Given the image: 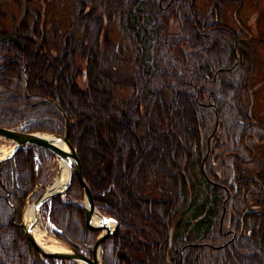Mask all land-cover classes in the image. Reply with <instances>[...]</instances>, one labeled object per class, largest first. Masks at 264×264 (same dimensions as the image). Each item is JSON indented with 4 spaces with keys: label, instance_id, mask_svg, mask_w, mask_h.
I'll list each match as a JSON object with an SVG mask.
<instances>
[{
    "label": "trees",
    "instance_id": "16d2710c",
    "mask_svg": "<svg viewBox=\"0 0 264 264\" xmlns=\"http://www.w3.org/2000/svg\"><path fill=\"white\" fill-rule=\"evenodd\" d=\"M87 1L92 11L75 18L83 27L79 40L66 39L56 56L42 34L41 16L29 25L26 13L16 29H0V127L62 134L63 114L68 117L93 204L118 223L101 245L102 264H179V251L182 264H238L233 254L244 264H264L256 254L264 252V211L247 210L264 202V177L258 187L244 170L245 164L257 166L250 146L264 126L247 110L255 60L240 33L218 21L202 22L190 12V0ZM114 24L135 53L131 92L116 116L117 48L108 37ZM78 49L86 57L84 89L76 82ZM146 111L163 125L147 120ZM47 155L52 153L42 146L25 145L0 163V264H64L42 259L18 225L24 201L42 177L36 163ZM218 170L234 180L228 199ZM154 181L162 182L165 199L142 194ZM82 198L74 177L64 195L44 205L53 235L78 250L91 249L99 233L86 223ZM224 216L222 230L228 223L238 226L227 249L218 228ZM240 251L252 252L242 260Z\"/></svg>",
    "mask_w": 264,
    "mask_h": 264
},
{
    "label": "rangeland",
    "instance_id": "374dc122",
    "mask_svg": "<svg viewBox=\"0 0 264 264\" xmlns=\"http://www.w3.org/2000/svg\"><path fill=\"white\" fill-rule=\"evenodd\" d=\"M84 1V0H83ZM81 0H0V14L5 15L4 18L6 21H2L0 18V29L5 30V31H10V28H17L19 25V22L23 19L24 15L26 13H29L28 16L26 17L27 23L31 25L32 23H35L38 20V16H41L45 19L46 23L44 25L40 24V28L42 30V34H44L50 44H51V53L52 55L56 56L58 55V52L62 49L64 46L66 39L68 38H74L75 40H79V37L81 35L82 31V26L79 24L77 25L76 22V14L77 12L84 11V13L91 12L92 11V4L87 1V3H83ZM256 1V0H255ZM197 6L200 7L201 11L204 12H199V18L200 20L203 21H221L223 24L230 22L226 21L227 16H231L234 14V12H207L209 10L213 3V0H198ZM192 2L190 1V7H191ZM195 7V3L194 6ZM238 7L236 4L230 5V8H235ZM250 9H248L246 12H237V19L239 21V24H244L246 20V16L250 14ZM41 22V21H40ZM39 25V22H38ZM251 24L247 27L248 29L251 28ZM236 28V27H235ZM105 36V35H104ZM102 34L99 35L98 39L101 41L100 47L102 49V40L104 37ZM108 37L110 41L113 43V46L117 48L116 51V57H117V64L115 65L116 67L113 68V77L115 79V83L112 86V89L115 90V99L113 101V107L116 116L117 109L121 107L122 102L127 101L128 96L130 95L131 88L129 84V76L134 73L133 71V63H134V57L135 53L132 48V45L130 43V40L122 33L118 27L117 24H114L110 27L109 32H108ZM89 44V42H88ZM114 51V52H115ZM82 51L80 49L75 51L74 54V61L75 65L77 66V70H79V74L77 75L76 82L78 84V87L80 89H84L86 86V80H85V70H86V57L83 56ZM255 65V64H254ZM258 65L255 68V75L251 78L250 81V86L251 89L250 92L248 93L246 104H247V110L248 113L252 116V118L256 119L257 121L261 122L264 124V71L259 74L260 68H258ZM259 74V76H257ZM141 111L143 112L144 108L140 107ZM63 114V113H62ZM145 118L147 120H151V122L155 125L158 124L159 126L163 125V120L161 119H156L154 115H152L149 111H146L144 114ZM67 117V116H66ZM64 118V116H63ZM68 118V117H67ZM65 124V121H64ZM69 119H68V137L67 140L68 142L74 146L69 138ZM19 130V129H17ZM33 133V132H30ZM34 133H45L48 134L50 132H45V131H39V132H34ZM263 134L262 137H260L259 141H262L261 143H257L256 141L253 142V145L250 146L253 149L257 150V157L261 161V166L260 168L264 171V130L261 131ZM54 134V133H50ZM64 134V127H63V133L62 134H54V135H63ZM251 143V141H249ZM249 143V144H250ZM30 145V144H27ZM25 146V145H24ZM23 146V147H24ZM13 143L10 139H7L5 137H0V154L4 149H9L12 150ZM45 148V147H44ZM75 148V147H74ZM47 149V148H45ZM48 152L52 153V155H47L45 157L40 158L41 163L37 162L36 165H39L38 167L41 168L42 166V177L40 180H38L37 184L34 187V191H37L38 196L45 190V188L49 187L59 176V172L61 170L60 167V161L61 159L51 152L49 149H47ZM76 150V148H75ZM11 152V151H10ZM77 153V152H76ZM10 155V153H9ZM14 155V154H13ZM11 156V158L13 157ZM78 156V154H77ZM4 158L6 156H3ZM1 156V158H3ZM35 157V156H34ZM41 157V156H40ZM10 158V159H11ZM79 158V157H78ZM9 159V160H10ZM80 160V159H79ZM8 161V160H7ZM88 164H91V158H88ZM81 165V162H80ZM36 168V166H35ZM37 170V168H36ZM244 170L250 171L252 170V166L245 164ZM82 171V167H81ZM216 176H219L220 180V185L222 186L223 194L226 195V199L232 197L233 193V182L234 180L229 176V172L227 171V174L221 173L219 170L216 171ZM254 175V172L251 173V175ZM83 175V174H82ZM231 175V174H230ZM252 175V176H253ZM41 176V175H40ZM77 179V178H76ZM78 181V180H77ZM154 185L152 186L151 192H142V194H145L150 196L153 195L152 197H158L165 199V194H164V189L165 187L162 186L161 181H154ZM79 183V182H78ZM147 188V186H144ZM68 189V188H67ZM148 189V188H147ZM67 191V190H66ZM66 193V192H65ZM64 193V194H65ZM60 194V195H64ZM38 196L33 197L30 195L29 199L27 198L24 201L23 209L21 212V220L19 221L18 225L21 227V223L23 222V219H25V216L23 217V211L25 208H27L29 205H32V203L35 201ZM55 197V196H53ZM52 197V198H53ZM51 198V199H52ZM50 199V200H51ZM50 200L46 201L39 209V218L37 223L40 224L41 228L45 230L46 236L48 238H52L57 240L60 245H64L67 247L68 246L72 247L74 250L84 253L86 256H89V254H86V251H89V247H82L81 249H77L72 243L68 241H64L62 239H59L55 237L52 233V230H54V226L49 222V220H46L44 218V205L49 202ZM262 200H264V196L262 197ZM81 204L84 207V193H83V198L81 200ZM223 210L226 212V201H223ZM96 208V207H95ZM261 209L264 211V202L262 206L260 204L252 203L250 204V207H247V210H259ZM97 211H99L96 208ZM26 212V210H25ZM100 212V211H99ZM103 215L110 216L108 214H104L100 212ZM85 215V213H84ZM112 217V216H110ZM223 218V217H222ZM221 218V219H222ZM225 216L224 220L220 221V225L218 226L219 231L221 232L222 236H224V241L222 242V247H232L235 243L233 242L235 238L238 235V226L236 224H233L231 227L229 225L223 226V230L221 229L223 222L225 221ZM26 220V219H25ZM86 220V219H85ZM227 220V219H226ZM228 222V221H227ZM36 223V224H37ZM87 223V222H86ZM88 225V224H87ZM90 226V224H89ZM91 227V226H90ZM93 227V226H92ZM22 228V227H21ZM96 230L99 231L97 234V237L99 236L101 232V227H94ZM23 229V228H22ZM117 229H118V223H117ZM116 229V231H117ZM173 229V228H172ZM24 231V230H23ZM171 235H172V231ZM116 233V232H115ZM115 233L111 234L114 235ZM109 235V236H111ZM169 236L171 240H173L174 235ZM107 236V237H109ZM46 237V238H47ZM96 237V238H97ZM106 237V238H107ZM47 238V239H48ZM104 238V240L106 239ZM104 240L102 241L101 245L103 244ZM96 241V239H95ZM95 241L93 243V246L95 244ZM92 246V248H93ZM230 247V248H231ZM92 248L90 249V255H92ZM101 248V247H100ZM252 251L249 252H243L240 251L242 256V260L247 259L246 256H248ZM230 253H232L230 251ZM39 254V253H38ZM256 254L260 257H264V252L256 251ZM183 252L179 251V264L181 263ZM195 255V254H194ZM40 256V255H39ZM235 259L238 261V264H244L241 259H238V257L233 254ZM41 257V256H40ZM91 257V256H89ZM42 259L48 258V257H41ZM55 259V258H54ZM101 259V256H100ZM57 260H62L64 264H70V262H73L74 264H80L78 262H75L74 260L70 259H57ZM102 261V259H101ZM167 264H170L167 262ZM250 264V263H247Z\"/></svg>",
    "mask_w": 264,
    "mask_h": 264
},
{
    "label": "water",
    "instance_id": "95a60500",
    "mask_svg": "<svg viewBox=\"0 0 264 264\" xmlns=\"http://www.w3.org/2000/svg\"><path fill=\"white\" fill-rule=\"evenodd\" d=\"M63 116L65 121L63 135H54L50 133L48 134L34 133V132L30 133V132H23L17 129L0 127V137H5L7 139H10L13 143V147L10 152V155L6 156L5 158L4 157L0 158V163H4L7 160H9L11 156L19 148L27 144L45 147L54 154H56L61 160L66 161L70 165V172L67 183L65 184L63 190L55 191L56 181H54L49 187L45 188V190L32 203V205L35 207V212H36L34 219L32 221H26L25 219H23V222L20 225L23 228L24 233L27 236L28 240L30 241L34 249L39 253L41 257H48V258L50 257L55 259H70L80 264H102V261L99 256L101 243L104 240V238L116 232L117 222L112 217L103 215L96 210L93 204L91 190L82 175L80 160L77 156L76 150L74 146H72L67 140L68 118L66 117L65 114H63ZM57 142L62 143L64 146H66L69 149V151H65L62 148H60L56 144ZM74 176L77 178L79 184L83 188L84 213H85L86 222L90 224V226L101 227V232L99 236L96 238L95 244L92 248L91 257L86 256L84 253L74 250L70 246H68L67 252L48 251L35 240L33 234V228L36 225L39 218L40 207L46 201L50 200L53 196H56L58 194H64L67 188L70 186ZM33 192L34 190L31 192V194ZM30 195L28 196L27 200L29 199ZM25 210L23 211V217L25 216ZM95 212H98V215H100L99 222L96 224L93 223V216Z\"/></svg>",
    "mask_w": 264,
    "mask_h": 264
},
{
    "label": "flooded vegetation",
    "instance_id": "af4514ba",
    "mask_svg": "<svg viewBox=\"0 0 264 264\" xmlns=\"http://www.w3.org/2000/svg\"><path fill=\"white\" fill-rule=\"evenodd\" d=\"M179 1H181V3L183 4L185 0H179ZM190 1L192 2L191 4L192 8L190 12H196L197 14H199V12H204V11H201L199 6H197L196 1L198 0H190ZM213 2L215 3H213L212 7L209 10H207V12H234L233 15H231L230 17L227 16L225 18L227 22H230V24L228 23L223 24L221 21L220 23L225 25L230 30L237 31L240 33L239 40L242 41V47L245 50L250 49V51L253 53L254 60H255L254 70L256 66L258 65L257 69L260 68L259 74H261L264 71V0H256V1L255 0H213ZM194 3H195V7H193ZM233 4H236L238 7H235L232 10V8H230V5H233ZM248 9L252 11H250V14L246 16L245 23L239 24V21L236 17L237 12H241V11L246 12ZM215 21H217V19ZM250 24L252 26L250 29H248L247 27ZM248 45L249 47H247ZM259 74L257 76H259ZM254 75H255V71H254ZM254 120L256 123L264 126V124H262L261 122L257 121L256 119ZM256 142L259 144L262 141H259L257 139ZM257 154H258L257 150L254 149L253 156H256V158L258 159L257 166L253 170L245 171L246 173L245 177L248 178L251 176L252 178L257 180L258 187H263L259 176L264 177V171L260 168L261 161L257 157ZM252 172H254V175L252 174L253 176L251 175ZM257 204H260L262 206L263 203L259 202V203H256V205ZM250 211H256V210H250ZM257 211L262 212L261 209ZM246 219L247 218H241V220L243 221H245ZM252 221H253V218H252ZM256 222L258 223H256V226H255V237L256 239L260 240L262 237V234L260 233L261 224H259L260 221H256ZM228 225L229 227L232 226L229 223ZM213 228L214 226H212V229ZM244 230H246L249 233V234L246 233V235H251L252 230H253L252 225L248 227H244Z\"/></svg>",
    "mask_w": 264,
    "mask_h": 264
},
{
    "label": "bare ground",
    "instance_id": "6f19581e",
    "mask_svg": "<svg viewBox=\"0 0 264 264\" xmlns=\"http://www.w3.org/2000/svg\"><path fill=\"white\" fill-rule=\"evenodd\" d=\"M56 144L60 148H62L63 150L69 151V149L66 146H64L62 143L57 142ZM10 149L11 148L4 149L2 151V153L0 154V158H1V156L2 157L8 156L10 151H11ZM59 164H60L61 170L59 172V177L55 180L56 181V183H55L56 190L55 191L63 190L65 184L67 183L69 172H70V165L66 161L61 160ZM35 214H36L35 207L33 205H29L26 208V212H25L26 221H32L35 217ZM99 219H100V215H98V212H95L94 216H93V223L94 224L98 223ZM108 226H111V225H108ZM33 234H34L35 240L48 251H61V252H67L68 251L67 247L62 245V244L60 245V243L57 240L52 239V238H48L46 236L45 230L41 228L39 223H37L34 226ZM99 256H100V254H99Z\"/></svg>",
    "mask_w": 264,
    "mask_h": 264
}]
</instances>
